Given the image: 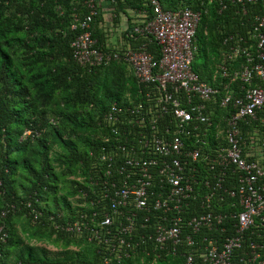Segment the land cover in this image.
Masks as SVG:
<instances>
[{"label": "trees", "instance_id": "obj_1", "mask_svg": "<svg viewBox=\"0 0 264 264\" xmlns=\"http://www.w3.org/2000/svg\"><path fill=\"white\" fill-rule=\"evenodd\" d=\"M85 1L0 0V264H103L106 256L104 247L88 241L85 232L70 233L60 226L88 221L104 203L89 204L97 198V187L91 181L101 177L100 150L114 137L103 127L105 111L113 103L146 107L145 93L154 91L138 84L122 60L98 66H81L73 60L70 45L79 34L74 18L81 21L87 14ZM157 1L163 10L189 8L200 13L191 69L217 93L215 104L208 102L206 108L211 120L204 138L208 143L182 138L186 149H199L201 159L211 157L214 125L229 111L217 104L227 92L223 85H228L232 95L241 85L238 80L230 82V77L243 58L227 61L225 54L237 39L246 40L252 15L264 12V0L243 5L236 0ZM106 2L112 23L121 14L126 18L125 27L117 43L107 47L105 36L97 29L101 17L95 6L96 14L89 23L95 48L116 53L124 48L142 49L158 57L155 41L134 32L151 18L147 0ZM128 13L142 17L131 22ZM221 66L229 74L227 78L221 76ZM263 116L264 109L255 120L239 123L243 155L252 153L255 141L257 153L264 157ZM163 123L171 128L169 115L158 120L157 128ZM127 132L128 144L136 148L140 130L133 125ZM256 158L254 153L246 157ZM206 162L195 164L201 177L206 176ZM37 242L59 246L62 253L48 257ZM141 249L130 252L121 264L149 263L151 256ZM110 258L109 264H115L112 254ZM158 261L180 263L177 259Z\"/></svg>", "mask_w": 264, "mask_h": 264}, {"label": "built area", "instance_id": "obj_2", "mask_svg": "<svg viewBox=\"0 0 264 264\" xmlns=\"http://www.w3.org/2000/svg\"><path fill=\"white\" fill-rule=\"evenodd\" d=\"M147 2L151 18L134 32L155 41L156 58L142 49H96L89 30L96 14L94 0L85 1L87 14L81 21L74 18L79 34L70 46L78 65L122 60L136 82L154 92L145 93L146 107L113 103L105 111L103 127L114 137L100 150L101 177L91 181L97 198L89 201L104 205L88 221L67 222L60 228L85 232L88 241L102 245L103 264L111 262L110 254L121 264L142 245V253L151 256L146 264L164 259H177L179 264H264V157L257 153L256 143L258 158L247 160L239 133V123L255 120L264 109V12L252 15L246 40L240 37L225 54L227 61L243 58L230 77L241 85L233 95L223 85L227 92L217 104L229 111L214 125L212 154L205 157L206 176L201 177L195 164L206 159L197 147L186 149L182 138L208 143L204 138L211 120L206 108L208 102L215 104L217 93L191 69L200 13L189 8L167 11L157 0ZM219 69L227 78L225 69ZM164 115L170 116L171 128L163 123L158 129ZM133 125L140 130L136 148L128 144L127 130ZM201 125L203 130L198 129Z\"/></svg>", "mask_w": 264, "mask_h": 264}, {"label": "crops", "instance_id": "obj_3", "mask_svg": "<svg viewBox=\"0 0 264 264\" xmlns=\"http://www.w3.org/2000/svg\"><path fill=\"white\" fill-rule=\"evenodd\" d=\"M94 2L101 17V22L98 23L97 29H99L105 36L106 46H113L116 41L119 40L120 32L123 31L125 27L126 18L120 14L116 24H114L112 23V16H110L109 7L106 0H94ZM128 16L131 22H138V18L142 17L140 14L133 13H128ZM250 154L251 153H249V155Z\"/></svg>", "mask_w": 264, "mask_h": 264}, {"label": "rangeland", "instance_id": "obj_4", "mask_svg": "<svg viewBox=\"0 0 264 264\" xmlns=\"http://www.w3.org/2000/svg\"><path fill=\"white\" fill-rule=\"evenodd\" d=\"M117 43V41H116ZM126 73L128 74L129 71L126 70ZM209 84V83H208ZM253 145H256V142H254ZM255 148V147H254ZM252 150V153H253V148H251ZM255 152V151H254ZM29 243H33V242H29ZM34 244V243H33ZM36 246L38 247H41L42 249H44L45 251V254L48 256V257H56L58 256L59 254H61V248L59 246H56L54 247L53 245L49 244V243H45V242H37L35 243ZM155 264H164L163 262L161 261H157ZM165 264H171V262H168V263H165Z\"/></svg>", "mask_w": 264, "mask_h": 264}]
</instances>
